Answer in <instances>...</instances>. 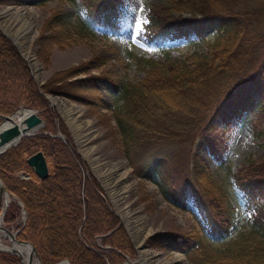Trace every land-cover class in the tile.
Segmentation results:
<instances>
[{
    "label": "trees",
    "instance_id": "1",
    "mask_svg": "<svg viewBox=\"0 0 264 264\" xmlns=\"http://www.w3.org/2000/svg\"><path fill=\"white\" fill-rule=\"evenodd\" d=\"M32 1L40 5L46 0ZM118 1L101 0L107 5V13L116 11ZM214 23L216 33L205 40L204 51L193 49L163 61L133 55L135 62L147 68L142 81L132 83L104 74L72 80L87 91L93 89L96 79L118 91L121 102L113 106L112 115L134 173L149 180L156 176L166 198L181 209H187L186 192L179 184L173 186L168 164L179 158L178 153L163 154L160 149L151 160H138L136 156L149 148L189 140L219 157L225 130L214 119L225 127L242 112L256 110L264 116V0H163L148 8L142 25L149 37L164 40L187 31L201 36ZM45 27L54 34L53 41L49 42L46 30L38 38L39 48L60 38L73 42L92 38L95 33L85 20L70 19L57 10L47 16ZM109 29L115 32L117 23ZM47 55L45 48L43 57ZM42 89L82 97L49 82L43 83ZM41 91L15 46L0 32V114H9L20 104L45 106ZM206 96L214 97L212 107L211 101L204 105ZM44 111L43 129L53 131L51 113ZM59 127L67 134L60 123ZM38 149L46 156L48 173L44 178L36 176L25 160ZM71 152L63 140L38 132L21 137L0 153V179L20 199L26 213L17 225L16 238L34 246L41 264H54L62 258H67L69 264H112V256L130 257L132 246L126 231L103 198L88 185ZM188 163L189 193L201 214L198 227L182 235L156 233L148 238L149 244L163 242L184 251L188 264H264V158H248L233 173L243 203L251 210L247 224L233 236V205L223 188L210 176L197 150L191 153ZM19 169L28 172L29 177L9 175ZM14 209L7 208L4 225L13 221ZM110 229L101 240L115 246L116 253L97 248L95 243L96 235ZM18 263V256L0 251V264Z\"/></svg>",
    "mask_w": 264,
    "mask_h": 264
},
{
    "label": "rangeland",
    "instance_id": "2",
    "mask_svg": "<svg viewBox=\"0 0 264 264\" xmlns=\"http://www.w3.org/2000/svg\"><path fill=\"white\" fill-rule=\"evenodd\" d=\"M162 1L119 0L114 13H107V5L101 0H46L40 5L34 4L32 0H19L18 2H0V8L14 6L17 10H29L28 14H33L31 17L33 31L30 30L27 37L31 39L30 51L37 60L39 83L32 77L33 73L31 74L30 70L29 72L37 88L42 90L41 94L46 104L39 108L31 107L43 120L42 126L32 135L43 132L63 140L70 146L71 153L81 166L82 174L86 177L88 185L93 187L103 198L126 231L132 246L131 252L128 253L129 258L138 257L141 245L156 252L153 264H188L184 251L173 249L163 242L154 245L148 242V238L155 236L156 233L182 235L198 227V219H201V214L188 189L191 185L188 158L193 151L197 150L204 159L210 176L223 188L234 210L235 225L230 228V234L232 236L237 234L247 224L251 210L246 208L243 203L242 192L235 185L233 173L242 167L248 158L253 160L264 158V116L258 114L256 110L242 112L234 116L225 127L219 119H214L218 127L225 130L222 135L223 145L219 157L211 155L204 145L189 140L169 143L160 148L157 147V149L149 148L147 151L144 150V153L138 152L136 156L138 160L146 158L151 160L157 156L160 149L163 154H167V151L178 153L179 158L168 164L173 186L179 184L186 192L187 209H181L166 198L156 176L149 180L134 173L133 165L123 152L112 115L113 106L121 102L118 91L106 88L103 82L98 79H96L93 89H88V91L86 88H81L78 83L72 82L74 79L104 74L119 80L129 79L135 83L145 79L147 68L135 62L133 55L163 61L179 57L193 49L206 50L205 40L211 39L216 33L215 23L213 26L205 28L201 36H198L194 31H187L172 38L159 40L149 37L143 31L142 25L146 21L148 8L154 4H160ZM55 10L65 12L70 19L79 17L85 20L94 27V36L76 39L73 42H64L58 36L59 42L49 43L47 46L42 45L39 48L38 38H41L47 31L46 35H50L49 42L53 41L51 35L54 34L45 27V19ZM116 23L118 29L115 32L110 31L109 28ZM10 42L21 56L18 47L11 40ZM45 48L48 49L46 59L43 57ZM71 69L81 70L68 73ZM46 82H49V85L53 87L68 90L71 94L82 97L45 91L42 89V85ZM52 98L64 99L70 105H74V108L77 109L75 113L77 127H69L61 113L63 109H67V104H64L63 107L54 105L51 103ZM213 98L206 96L204 105L211 101L210 107H212ZM202 109L203 106H200L199 110ZM44 110L47 111L46 113H51L52 123L55 126L53 131L43 129ZM59 123L67 134L60 130ZM57 133H60L62 138L57 136ZM9 175L20 178L29 177V173L23 169L15 170ZM6 190L11 198L7 203L0 198V213L5 204L0 225L14 232L17 230V225L25 219L26 213L24 209V218H22L18 197L13 196L14 193L7 188ZM81 195L82 193H80ZM202 199L205 202V198L202 197ZM9 206L15 207L14 219L4 225L2 224L3 216ZM111 230L96 235L97 248L106 252L114 251L115 246L101 240ZM136 232H139V238H137ZM137 240L140 241V245L137 244ZM0 241L5 245H11L8 236L3 232L0 234ZM38 259L41 264L39 255ZM111 259L113 260L112 264L125 262L121 256H112ZM32 261V264L37 262L33 252Z\"/></svg>",
    "mask_w": 264,
    "mask_h": 264
},
{
    "label": "bare ground",
    "instance_id": "3",
    "mask_svg": "<svg viewBox=\"0 0 264 264\" xmlns=\"http://www.w3.org/2000/svg\"><path fill=\"white\" fill-rule=\"evenodd\" d=\"M29 10H17L14 6L12 7H5L0 8V32H4L5 34H8L10 37V40L14 42V44L18 47V49L21 51L23 58L29 65L31 72L35 74L34 78L38 80V72H37V60L35 59L34 55L32 54V51H30V40L28 39L27 35L30 30L33 31L32 26V20L31 17L33 14H28ZM7 36V35H6ZM39 82V81H38ZM51 103L57 106H64V104H67V109H63L61 111L64 119L66 120L69 127H77L78 122L75 116V113L77 111L76 108H74V105H70V103H67L64 99H58V98H52ZM28 111L20 110L19 112L14 113L11 118L13 121L18 122L23 116L26 115ZM10 123V121H8ZM0 198H2L3 202H6L11 198V195L5 191V189L2 187L1 181H0ZM1 201V200H0ZM1 222V220H0ZM1 233V231H0ZM137 233V238L140 237L139 232ZM137 244L140 245V241L137 240ZM0 247L1 248H7L1 241H0ZM15 247L21 252V264H32V252L29 247H25L22 245H15ZM138 255V262L139 264H153L156 252L153 250H150L147 247H143L140 245ZM158 259V258H157ZM35 261V260H34ZM37 264V262H36ZM125 264V263H124Z\"/></svg>",
    "mask_w": 264,
    "mask_h": 264
},
{
    "label": "water",
    "instance_id": "4",
    "mask_svg": "<svg viewBox=\"0 0 264 264\" xmlns=\"http://www.w3.org/2000/svg\"><path fill=\"white\" fill-rule=\"evenodd\" d=\"M2 33L4 35H7V37L10 39L8 34H5L4 32ZM21 56L23 57L22 53H21ZM27 66L31 72V69L28 64ZM37 71H38V65H37ZM32 77L34 78L33 74H32ZM36 82L39 83L38 80H36ZM25 109L28 112L18 122L12 120L11 116L14 113L19 112L20 110H25ZM8 121H10V123H8ZM42 124H43L42 118L36 114V111L33 108L27 107V106L19 105L9 114H0V153L3 152L9 146L16 144L22 136H28V135L34 134V131L37 130L39 127H41ZM57 136L62 138V135H60V133H57ZM25 160H26V163L32 168L36 176H38L39 178H44L47 175L48 173L47 164H46L45 156L41 150H36L30 153L26 157ZM1 184H2V181H1ZM2 187L5 189V191H7L3 184H2ZM12 195L15 196L14 194ZM18 203L21 206V212H20L21 217L24 218V208H23L22 202L19 199H18ZM4 208H5V204L3 205V209L1 210V213H0V220L2 219V213L4 211ZM0 230L6 236H8L10 243H11V245L8 246L7 248L0 247V250L10 252V253L17 255L20 258L19 264H21V252L15 247V245L18 244V245H22L25 247H29L30 250H32V252L36 256L37 264H40L36 250L29 242L22 241V240L15 238V234H14L15 232H11L10 230H8L7 228L3 226H0ZM137 259L138 257L133 258V259L128 258L125 264H139ZM55 264H69V261L67 260V258H63L57 261Z\"/></svg>",
    "mask_w": 264,
    "mask_h": 264
},
{
    "label": "flooded vegetation",
    "instance_id": "5",
    "mask_svg": "<svg viewBox=\"0 0 264 264\" xmlns=\"http://www.w3.org/2000/svg\"><path fill=\"white\" fill-rule=\"evenodd\" d=\"M6 188V187H5ZM15 195V194H14ZM2 220V219H1ZM2 224H3V221H2ZM0 226H2V225H0ZM4 227V226H3ZM6 228V227H5ZM1 231V230H0ZM17 231V230H16ZM16 231H14L15 233L14 234H16ZM2 232V231H1ZM1 234V233H0ZM15 238H16V236H15ZM18 239V238H17ZM20 240V239H19ZM22 241H25V240H22ZM5 245V244H4ZM32 245V244H31ZM6 247H8V245H5ZM33 246V245H32ZM34 247V246H33ZM0 251H2V250H0ZM2 252H6V251H2ZM31 252H32V250H31ZM7 253H10V252H7ZM36 253H37V251H36ZM11 254H13V253H11ZM15 255V254H14ZM63 259V258H62ZM61 260V259H60ZM59 261V260H58ZM57 262V261H56ZM55 262V263H56ZM54 263V264H55ZM19 264V263H18Z\"/></svg>",
    "mask_w": 264,
    "mask_h": 264
}]
</instances>
